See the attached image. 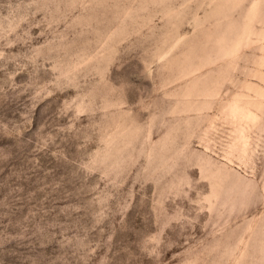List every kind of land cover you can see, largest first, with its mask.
I'll use <instances>...</instances> for the list:
<instances>
[{
  "label": "rangeland",
  "instance_id": "374dc122",
  "mask_svg": "<svg viewBox=\"0 0 264 264\" xmlns=\"http://www.w3.org/2000/svg\"><path fill=\"white\" fill-rule=\"evenodd\" d=\"M0 264H264V0H0Z\"/></svg>",
  "mask_w": 264,
  "mask_h": 264
}]
</instances>
